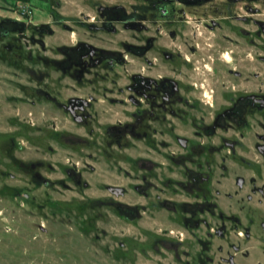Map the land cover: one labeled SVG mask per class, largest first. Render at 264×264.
Here are the masks:
<instances>
[{
    "label": "rangeland",
    "instance_id": "obj_1",
    "mask_svg": "<svg viewBox=\"0 0 264 264\" xmlns=\"http://www.w3.org/2000/svg\"><path fill=\"white\" fill-rule=\"evenodd\" d=\"M49 1L0 0V264H186L202 246L197 234L205 242V264H230L227 250L236 252L228 242L241 248L235 254L236 264H264V231L259 228L264 221V195L256 193L249 208V163H212V170L204 165L210 177L207 199L217 207L201 215L206 221L201 230L185 227L181 207L171 211L155 203L167 196L194 201L193 194L181 188L162 190L161 182L147 197L134 188L139 175L148 171L141 165L150 167L137 157L158 162L154 173L158 180L172 174L165 163V148L154 152L132 136L124 138L130 142L128 148L105 143L112 141L106 133L108 124L131 120L121 113L118 101H112L121 98L120 88L135 67L133 56H128L127 66L98 68L90 82L72 77L64 63L50 61L63 57L60 47L80 40L120 50L124 41L134 43L139 32L133 25L114 22L117 30L106 31L89 24L102 22L95 1L119 4L128 15L141 1L60 0L61 5L54 1L53 6ZM220 1H208L204 10H190L205 11L209 23L212 18L231 23L223 29L236 36L242 56L249 40V88L264 90V0H232L231 9ZM228 11L239 18L223 19ZM234 25L249 28V34L236 33ZM200 28L203 38L220 30ZM160 35L163 42L169 41L168 35ZM159 69L165 68L159 65ZM40 89L62 99L71 95L106 99L100 105L103 115L95 117L98 122L83 125L45 99ZM255 117L264 122L261 115ZM92 127L94 133L89 135ZM92 137L95 145L86 141ZM253 151L252 186L258 190L264 187V160ZM240 176L245 178L243 188L237 184ZM109 186L124 188L126 194L117 196ZM138 203L146 205L141 219L134 207ZM220 210L237 216L244 226L252 217V240L239 233L226 240L211 236L212 227L220 224Z\"/></svg>",
    "mask_w": 264,
    "mask_h": 264
},
{
    "label": "flooded vegetation",
    "instance_id": "obj_2",
    "mask_svg": "<svg viewBox=\"0 0 264 264\" xmlns=\"http://www.w3.org/2000/svg\"><path fill=\"white\" fill-rule=\"evenodd\" d=\"M54 1L61 5L60 0H50L52 6ZM140 1L132 15H128L126 9L119 4L104 5L95 1L94 9H97L102 22L101 25L94 22L89 24L90 28L106 31L117 30L114 22H123L127 27L133 25V29L139 32L134 43L124 41L123 49L120 50L80 40L60 47L63 57L50 61L64 63L65 71H69L72 77L78 80L87 78L90 82L91 75L98 73V68L104 66L113 70L116 65L127 66L128 56H133L135 67L126 76L128 81L120 88L121 98L112 101H118L123 107L121 113L131 116V120L107 125L106 133L111 136L112 141H106V146L128 148L130 142L124 138L132 136L143 141L154 152L158 151V147L165 148V163L169 165L172 174L158 180L154 175L158 162L150 157H137L136 161L141 164L149 163L150 167L141 165V169L148 171L139 175L134 188L139 195L147 197L151 189H157L160 186L158 182H161L162 190L174 191L175 188H181L193 194L196 198L194 201H175L167 196L155 204H163L171 211L181 207L184 215L180 216V220L184 226L202 229L206 221L201 215L207 209L217 207L215 202L207 199L206 184L210 177L205 174L204 165L212 170V163L226 164L237 160L249 163V208L256 193L264 195V187L258 190L253 188L251 174L254 149L264 160V122L255 117H264V90L261 87L249 88V40L246 39L247 48L245 47L242 56L243 46L238 48L240 44L236 36L233 37L223 29L226 25H232L231 23L214 18L209 23L205 18V11L190 10H204L207 8L204 4L212 0ZM220 3L231 5L233 1L221 0ZM226 8L231 9L232 5ZM122 14H126L127 18H121ZM227 18L237 20L239 16L228 11L223 19ZM245 23L246 26L249 25V22ZM202 26L210 31L220 30L203 38L200 36L204 34L200 31ZM237 27L234 29L236 33L239 30L240 33L249 34V28ZM143 32L147 34L145 37L141 35ZM160 34L168 35L169 41L163 42ZM239 56L242 61H238ZM159 65L165 69L160 70ZM256 78L261 76L257 75ZM39 93L83 125L98 122L95 117L103 115L100 105L106 99L93 95H71L62 99L58 93L45 89H40ZM94 130L92 127L89 135ZM86 141L91 145L97 142L93 137ZM92 155L93 153L88 154ZM239 178L243 179L242 184H239ZM237 184L243 188L245 178L238 177ZM108 189L117 196L126 194L124 188L109 186ZM230 198H233L232 194ZM118 204L125 207L122 203ZM134 207L137 218L141 219L146 205L138 203ZM219 218L220 224L213 226V230L209 232L211 236L226 240L232 233H239L249 239V242L252 240L255 228L252 217L245 226L237 216L221 210ZM240 227L243 228L241 232ZM259 228L264 231V221L260 222ZM196 236L202 246L186 264H194V261L195 264H205V242L199 234ZM228 244H231L236 253L241 250L238 245ZM224 250L220 246V251ZM236 253L227 250L228 258L225 259L230 264H236Z\"/></svg>",
    "mask_w": 264,
    "mask_h": 264
},
{
    "label": "water",
    "instance_id": "obj_3",
    "mask_svg": "<svg viewBox=\"0 0 264 264\" xmlns=\"http://www.w3.org/2000/svg\"><path fill=\"white\" fill-rule=\"evenodd\" d=\"M242 183H243V179L239 178V184H242Z\"/></svg>",
    "mask_w": 264,
    "mask_h": 264
}]
</instances>
